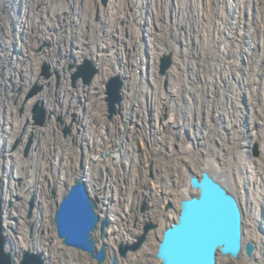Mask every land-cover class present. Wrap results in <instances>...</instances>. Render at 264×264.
<instances>
[{
	"label": "rangeland",
	"instance_id": "rangeland-1",
	"mask_svg": "<svg viewBox=\"0 0 264 264\" xmlns=\"http://www.w3.org/2000/svg\"><path fill=\"white\" fill-rule=\"evenodd\" d=\"M118 1L116 7H111V0H0V122L4 120L12 136L8 137L2 127L0 133H6V137L0 141V185L30 195L25 214L15 216V220L4 214L8 249L20 255L19 262L22 254L14 249L17 238L35 240L38 235L45 240L49 237L48 227L56 230L54 211L45 218L46 229L34 219L36 189L56 199L62 177L67 175L73 182L78 174L86 173L91 161L88 147L92 156L108 146L115 148L117 133L126 139V134L129 136L123 128L127 123L129 131L144 136L139 140V149H135L138 157L128 156L123 146V159L116 160L121 173L115 171L112 157H108L110 163L99 162L103 169L96 176L102 185L97 192L91 178L88 182L91 195L99 197V207L104 202L99 195L107 191L111 204L118 203L119 210L114 212L119 218L118 227L124 233L135 234L129 243L138 240L146 223L157 224L149 231L154 232L176 219L178 213H167L180 209V197L197 193L189 183V168L201 174L205 159L213 158L226 171H211L237 194L241 203L244 239L255 241L257 246L255 260L246 262L243 257L219 254L217 264H264V0ZM104 39L106 46L111 44L103 47L106 57L99 61L94 54L105 44ZM140 51L147 59V68H155V73L149 71L150 76L143 77ZM167 54L172 55V64L162 73V57ZM86 59L93 60L98 68L96 77L105 65L116 70L98 93L82 78L73 81V74ZM46 64L50 76L44 73ZM122 68L137 75L130 97L126 95V78L119 71ZM115 75L124 79V100L130 108H146L144 124L137 117L127 115L125 119L124 109L116 118L108 117L106 83ZM36 83L42 89L29 96ZM65 88L69 89L65 92ZM39 100L47 109L44 125H36L33 119V108ZM170 115L182 121L181 127L170 123L162 129V133L182 140L174 145L163 143L157 132L160 122L168 121ZM8 122L13 123V129ZM35 128L45 132L35 135ZM31 136L33 143L26 153ZM15 153L20 154V162L14 160ZM104 177L109 179L108 186H104ZM114 189L120 202L114 201ZM32 196L36 206L30 217ZM155 198L158 216L143 220L155 208ZM145 200L148 205L142 211ZM6 207L13 209L14 200ZM99 212L107 215L102 209ZM11 233L17 238L12 235V240ZM23 233L28 235L23 238ZM96 234L99 238V231ZM155 234L148 253L151 258L156 256L154 251L162 235ZM51 235V241H58V236ZM150 235L134 252L143 249ZM119 245L117 254L123 258ZM27 250L42 254L47 264L45 245ZM77 251L75 262L84 253L87 264H98L87 251ZM67 252L63 248L55 261L68 264ZM108 252L110 258L115 255L109 242Z\"/></svg>",
	"mask_w": 264,
	"mask_h": 264
},
{
	"label": "water",
	"instance_id": "water-1",
	"mask_svg": "<svg viewBox=\"0 0 264 264\" xmlns=\"http://www.w3.org/2000/svg\"><path fill=\"white\" fill-rule=\"evenodd\" d=\"M103 1L107 3L108 0ZM171 64L172 55L163 56L161 72L166 73ZM98 71L93 60L86 59L73 74V81L82 78L85 84H91ZM44 73L50 76L47 64ZM124 85V79L120 75L111 77L106 83L105 101L109 118L121 112ZM41 89L42 86L36 83L29 96L36 95ZM33 119L36 125L46 123L47 109L41 100L33 108ZM32 143L31 136L26 153ZM258 147L259 144L256 143V156L259 154ZM188 177L189 183L198 192L182 197L176 219L162 231L156 252L161 264H217L219 254L235 259L245 254L249 260H253L257 246L255 241L244 239V214L237 194L211 170L201 168V174L189 170ZM87 178V173L78 174L57 202L54 212L57 235L66 245L87 251L98 264H118L116 255L106 263L108 243L104 238L110 221L107 216L99 213V200L91 195ZM35 201V196H32L28 214L30 217L36 206ZM3 204L0 194V264H45L43 255L33 250L24 251L19 262H16L15 254L8 249ZM146 207L145 203L142 211ZM156 227L157 224L153 222L146 223L143 234L137 241L119 245L120 255L125 257L130 251L140 249L147 240L149 231ZM97 231L100 240L96 235Z\"/></svg>",
	"mask_w": 264,
	"mask_h": 264
},
{
	"label": "bare ground",
	"instance_id": "bare-ground-1",
	"mask_svg": "<svg viewBox=\"0 0 264 264\" xmlns=\"http://www.w3.org/2000/svg\"><path fill=\"white\" fill-rule=\"evenodd\" d=\"M119 3L118 0H111L110 2V6L111 7H116V5ZM112 10V9H111ZM105 40V39H104ZM107 40H105V44H103L101 46V48L97 49L95 51V56L97 57L96 59L101 61V59L103 60V58L106 57L104 51H103V47H107L108 45H110L111 43L108 42V45L106 46ZM142 61H143V77H145V75L147 76H150L149 74V71L151 73H155V68L153 65L150 66V68H147L148 67V64H147V59L144 57L142 51H140L139 53ZM135 64H137V61L135 62ZM181 68V67H180ZM148 70V71H147ZM119 71L124 75V77L126 78V83L128 85V88H127V97H130L131 96V93L135 87V84H136V79H137V75H136V72L132 73L130 70H128L127 68H122V69H119ZM99 72V71H98ZM97 72V73H98ZM116 70H113V68L105 65L102 69H101V73L99 76H95L96 78L92 81V85H91V89L93 90V92L95 93H98L100 91V89H103V85L105 83V81L108 79V77H110V75H112L113 73H115ZM173 72H175V74L178 73L177 70H173ZM97 75V74H96ZM30 85V84H29ZM69 88H65V92L66 90H68ZM135 90V89H134ZM97 97V96H96ZM156 101V99H155ZM51 102V101H50ZM161 102H158V104H160ZM157 105V102L156 104ZM174 105V104H173ZM159 105H157V108H158ZM121 111H123V114L125 115V119L128 116H131L132 119L137 117L138 118V121L142 124L145 123V113H146V108H142V109H139V108H136V107H132L130 108L131 106L129 105V103L127 102V99L123 98V101H122V104H121ZM131 109V110H130ZM130 110V111H129ZM118 114V113H117ZM117 114L114 115V117L116 118ZM157 115V114H156ZM174 115V114H173ZM173 115H170V118L168 119V121H163L162 123L160 122V124L157 126V132H158V135H161L159 138H161L163 140V143H171L174 145L175 143H179L181 142L182 140L179 139L177 140L176 138H174V136H168L164 133H162V129L167 126L168 124L170 123H173L174 125H176V127H181V124H182V121L181 119L178 117V116H173ZM30 116V115H29ZM113 117V118H114ZM31 119V117H29ZM158 118V117H157ZM15 119V118H14ZM116 120V119H115ZM162 120V119H161ZM22 121V120H21ZM30 121V120H29ZM4 120L0 122V130L2 129V127H4V124H3ZM127 122V120H126ZM20 123V122H19ZM119 123V122H118ZM8 124L11 125L12 129H13V123L12 122H8ZM16 124V123H15ZM53 123L51 122L50 123V126L52 125ZM156 125V123H155ZM154 125V126H155ZM128 126L129 124H125L123 126V128H125V132L128 131L129 133V136H127L126 134V137L127 139L125 138V136L122 135L121 138L120 135L118 137V141H117V144L120 145V146H125L127 148L126 152L128 154V156L131 157V155L133 157H138L137 155V151L135 150L136 148L139 149L140 145H139V140L143 139V133H135L134 131H129L128 130ZM134 128V127H133ZM5 132H7V136L8 137H12L10 136L11 132L8 131V128L5 129V127L3 128ZM11 129V131H13ZM136 129V128H135ZM116 130H118V127H116ZM28 131V129H27ZM29 131H31L29 129ZM119 131V130H118ZM43 132H45L44 130L43 131H40L38 129H34L33 130V133L35 135H43ZM107 135V134H106ZM6 137V133L4 134H1L0 133V141L3 140V138ZM130 137L131 138H134V140L130 141ZM80 139V138H79ZM128 140V141H127ZM153 141V140H152ZM43 142L40 143V145H42ZM189 146H187L188 148ZM190 150V149H189ZM187 151V150H186ZM121 152V151H120ZM118 152L115 151L114 154H111V157L114 156V158L117 157V154ZM126 154V156H127ZM10 157H12V155H9ZM14 156V160L16 161H19L20 162V154H13ZM107 156V155H106ZM121 156V155H120ZM110 157V158H111ZM194 157V156H193ZM113 158V157H112ZM128 158V157H127ZM92 159L91 161H89V166H88V169L86 171L87 175H88V178H91V183H94L95 185V192H97V190L99 189L100 185H102L100 183V180L98 179V177L96 176L97 172H100V170L103 169V167L99 164V162L101 163L104 162V163H110L109 160H108V157L107 158H104V157H101V154H99L98 156L96 155H93L92 156ZM117 159H119V157H117ZM112 160V159H111ZM206 161V164L205 166H203V169H207V170H214L216 172H219L221 174H223L224 171H226L225 168H223L222 166H220L213 158H207L205 159ZM91 163H94V164H97L95 167H92L90 164ZM9 164V162H8ZM11 164V163H10ZM21 164V163H20ZM113 166H114V169L115 171H117V173H121V169L120 167H118V164H114V162H112ZM111 164V166H112ZM184 166V165H183ZM118 167V168H117ZM179 169L181 167V165L178 166ZM96 168V169H95ZM190 171L192 170V168H189ZM189 171V170H188ZM18 175H22L20 172L17 173ZM88 178H87V183H88V187H89V182H88ZM71 179H69V177H67V175H65L64 177H62L59 181V184H58V192L56 193L57 194V197L56 199H51V197L49 196V194L45 191V192H41L39 189H36V196H37V201H38V207L36 208L35 212H34V219L36 220V223L41 227L43 228H47V225H46V222H45V218L51 216V212H55V209H56V203L61 199V197L64 195V193L66 192L67 190V187L72 183L70 182ZM99 181V182H97ZM104 186L105 184L108 186L109 185V179L108 181L105 179L104 177ZM69 183V184H68ZM121 185V184H120ZM179 185V184H178ZM177 185V186H178ZM191 186V184H190ZM168 187V186H167ZM192 187V186H191ZM30 188H31V185H30ZM114 188V187H113ZM193 189V187H192ZM11 190V191H10ZM115 190L114 189V193H113V198H114V201L116 200L117 202H120L118 200V194L116 195L115 193ZM195 190V189H194ZM27 191V190H26ZM185 191V190H184ZM197 191V190H196ZM30 192V191H29ZM198 192V191H197ZM0 193L2 194V197L4 199V214L6 213V215L12 220L14 219L15 220V216L16 218L17 217H20V215L22 214H25L26 213V210H27V202H28V198H29V193L28 191L25 192L23 191L22 189L21 190H18V189H15L14 187H10V189H8L7 187H5L3 189V187L0 185ZM110 192H106V193H101V195L99 196H102L103 197V207H99V209H102L103 211L107 212V217L109 218L110 222H111V226L108 227L107 229V234H106V237L104 238V241H106L107 243L109 242L111 244V247H112V251L113 253H115V255L117 256L118 258V264H161V260L158 259L156 256L151 258L149 257V251L152 250L153 248V234H155L156 232V237L158 234H161L162 231L164 229H162V226L161 228H159L158 230L154 231V232H149L148 235H150V238L148 239V242L146 243V245L143 247V249H141L139 252H131L129 253L126 257H119L118 254H117V246L119 245V243L121 241H125L127 243H129V241H134V236L135 234H132V233H124L121 231V229L118 227V224H120L119 222V218H117L115 216L116 211L119 210L118 207V203L115 202V204H111V199L112 198H109V196L111 197V195L109 194ZM93 198H97L99 200V197L98 195L94 194L92 195ZM184 196V195H183ZM182 196V197H183ZM180 197V200L179 202L181 201V198ZM11 200H14L15 202V207L11 210H7V203ZM154 203H153V210L151 212H148L142 219L143 220H148L150 219V217H156L158 216L157 212H156V208L158 207V201H157V198H155L154 200ZM179 207H180V203H179ZM178 208L176 209V211H173V210H170L169 213H167L168 215L171 214V213H178ZM100 213V212H99ZM22 217V216H21ZM9 223H14V221H11ZM17 220V219H16ZM140 221V220H139ZM53 223H54V213H53ZM51 227V226H50ZM142 227V224L139 223L138 226H137V229L138 231H140L139 229H141ZM49 231V232H48ZM48 231L47 233H49V237H47L45 240H40V237L38 235H36L35 237H37L35 240H31L30 238H26V239H18L16 235H14L13 233H11V238L12 240L14 239V237L17 238V242H16V245L14 247L15 250L18 251L19 254H22L24 251H26L28 248H35L36 250H39L40 248L43 247V245L46 246V252H43L44 253V256L46 257L47 259V264H60L59 261H55L56 258H59L60 255H61V250L64 248V249H67V262L68 264H87V261H86V257L84 256V253H81L82 255V258L78 261V262H75V257H76V253L78 252L77 250H79V248H75V247H71L67 245V247L63 244V241L61 240V238L58 239V241H55V240H50L51 239V233L56 237L58 236L57 235V232L56 230H50V228L48 227ZM51 232V233H50ZM135 232V231H134ZM124 233V234H122ZM115 234V235H114ZM12 235L14 237H12ZM28 234L27 233H23V238L26 237ZM97 235V234H96ZM100 240V239H99ZM102 241V240H101ZM13 242V241H12ZM42 244V245H41ZM155 246V245H154ZM157 246H158V243L156 244V249H155V255H156V252H157ZM52 255H50V253ZM83 252V251H82ZM149 253V254H148ZM114 255V254H113ZM112 255V256H113ZM20 256V255H18ZM18 256L16 254L15 256V259H16V262H18ZM256 254H254V258H255ZM243 257V260H245L246 262L249 261V259L245 256V254L242 255ZM253 258V259H254ZM62 264V263H61ZM245 264V263H244Z\"/></svg>",
	"mask_w": 264,
	"mask_h": 264
},
{
	"label": "flooded vegetation",
	"instance_id": "flooded-vegetation-1",
	"mask_svg": "<svg viewBox=\"0 0 264 264\" xmlns=\"http://www.w3.org/2000/svg\"><path fill=\"white\" fill-rule=\"evenodd\" d=\"M119 134L117 133L116 135H115V137L116 138H118L119 136H118ZM122 136V135H121ZM121 138V137H120ZM114 146H115V148L114 147H106V149H105V151H103V152H101L100 154H101V157H104V158H107V157H111V154H114L115 153V151H117L118 153V155H121V156H119V159H123V154H124V152H125V148L124 147H122V146H120V145H118L117 144V141L114 143ZM121 151V152H120ZM92 150H91V147L89 146L88 147V155H90V159H92ZM103 154H105V156H102ZM107 155V156H106ZM116 160H117V157L116 158H112V161L114 162V164H116ZM141 170H142V172H141V174H142V176L143 177H145L146 176V174H145V169L143 168V167H141ZM150 176H153V171L150 173ZM146 203V205H148L147 204V201L145 200L144 201V203H143V206H144V204ZM142 206V207H143ZM93 258V257H92ZM95 259V258H94ZM110 257H109V252H108V258H107V260H106V263H109V261H110Z\"/></svg>",
	"mask_w": 264,
	"mask_h": 264
}]
</instances>
